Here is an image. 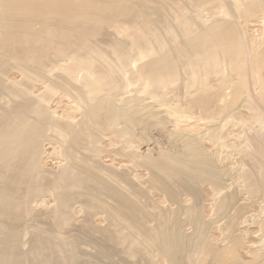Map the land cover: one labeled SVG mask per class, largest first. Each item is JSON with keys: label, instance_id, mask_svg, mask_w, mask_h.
Instances as JSON below:
<instances>
[{"label": "bare ground", "instance_id": "1", "mask_svg": "<svg viewBox=\"0 0 264 264\" xmlns=\"http://www.w3.org/2000/svg\"><path fill=\"white\" fill-rule=\"evenodd\" d=\"M256 15L264 26V0H0V264H264V231L248 239L264 227V71L238 25ZM11 71L74 90L70 110ZM187 118L217 125L185 131ZM223 120L247 126L226 141L231 177ZM47 196L54 227L35 215ZM72 206L81 226L64 228Z\"/></svg>", "mask_w": 264, "mask_h": 264}, {"label": "rangeland", "instance_id": "2", "mask_svg": "<svg viewBox=\"0 0 264 264\" xmlns=\"http://www.w3.org/2000/svg\"><path fill=\"white\" fill-rule=\"evenodd\" d=\"M174 1H175V4L176 5H181L183 3L186 4V0H174ZM184 7H183V9L181 11L184 12L186 15H190V14H192V15L200 14L202 16L207 17L208 14L210 13L207 10H202V11L200 10L199 11L198 8L195 9L194 6H191L188 9L187 8H184ZM215 14H218V13H215ZM241 21H243L242 25L244 26V30H245V33H246L245 41L246 42H249L250 41L253 44V51H252V53H254L253 54V57L256 60L258 58H260L261 60H263L264 59V47H263V44L259 43L260 42L259 41V37L263 35V31H264V26L262 25V22H261V15H256V16L248 17L247 19H240V20L238 19V25L239 26L241 25V23H239ZM172 23L175 24V25H178L174 20H173ZM241 30H242V28H241ZM109 32H112V29L111 28L109 29ZM260 45L262 46V49L260 48L261 47ZM247 46H249V45H246V47ZM260 55H262L263 58H261ZM256 56H257V58H256ZM261 60H259V59L257 60V62H259L257 65H260V70L264 71V64H261L260 63ZM51 62L53 63V61H51ZM50 65H51L50 66L51 69H50V71L47 74L48 77H46V79H48L47 82H49L50 80H54V81L60 83L62 81V78L64 76H62L60 74L59 70L55 68V64H50ZM245 68H247V67H245ZM239 74L242 75V76H245L242 79L246 80V78H247L246 77V69H245V71H243L241 73H237V75H239ZM234 76H236V75H234ZM263 77H264V73L262 74V76L260 78H263ZM11 80H17L19 82L18 84L14 85V88L15 89H20V88L21 89H25V87H27V88H29V91L32 93V95H35V96L36 95L37 96H43V95H45L46 98H47V104L49 105L50 110H53V111L55 110L59 115L65 113V111H67V110H70L69 108L72 105L71 104L72 103L71 100H74L76 98V92L74 90H69V92L67 94H65L61 90H57L56 91V90L51 89V88H47L46 89V86H44L40 81H38V82H36L34 80L31 81L30 79H27V78H23L21 76H18V74L13 73L12 71L7 74V77L5 79V82L11 81ZM249 81H250V83H252L251 80H249ZM4 95H6V93ZM231 115L233 116V114H231ZM79 116L80 115H77V116L74 115V120H77L79 118ZM181 124L184 125V126L182 127V126L178 125L179 128H181V129H183L185 131H191V132H195V131H200L201 132L203 128H208V127L216 126L217 125V124H214V122L212 121L211 118H207L206 121H204V122L201 121V120H197V119L187 118L185 121H182ZM218 126L221 129L220 130L221 136H223L221 140H218V143L222 145L221 152H222L223 158L228 159V162L226 164H227V166H229V164H230L229 167L231 169H228V170H229V172L231 174L232 172H234V170H232L234 167L232 168V163H230V162L234 161V159H232V158H234L236 156V155L235 156L233 155V153L236 151V150H234V148L238 147V145H237V143H235L234 145L231 144L229 146V145L226 144V141H236L237 142L238 141V138H239V134H240V128L239 127L247 128V126L246 125H243V124H240V123L239 124H236L235 121H232V120H230V122L229 121L225 122L223 120L220 123V125H218ZM105 137H106V135H105ZM105 137L103 138V141H102L104 145H105V142L108 143L110 140L112 142L114 141L113 139L106 140ZM118 144L119 143L114 144V145H118ZM46 147H47L48 150H46V153H45L46 155H44V157L42 158V163H43L44 167L48 168V170L53 169L54 171H56L57 170L56 168H58V167H56V166H58L57 165L58 164L57 163L58 158H56V157H58V156L55 155L56 156L55 158H53L54 157L53 156V157L49 158L50 160L47 159L48 151L49 152L51 151V149H50L51 147L49 145H46ZM142 147H144V146H142ZM112 158L114 159V157H112ZM115 160H119V159L118 158H115ZM229 160H231V161L229 162ZM53 170H51V171H53ZM229 172H228V174H229ZM232 175L233 174H231L228 177H231ZM46 198H45V200H46L47 204L45 206H42L40 204H37V205L34 204L35 205V207H34V205H33V207H34V209L36 211L35 212V215L37 216V218L39 217L37 220L40 221L42 224L47 225V226H50L51 225L50 227H52V226L54 227V225L56 226V224H57L58 218H56V217H49V215L48 214H45L44 211H43L44 210L43 208H46L45 209V212L49 211V209H47V208H50V207H47V205L48 206L51 205V207H53L54 206V203H53L54 201L52 200L51 197H48L47 196ZM255 202H256V204H260V203L262 204V203H264V196L259 194L258 197L255 199ZM73 207L74 206H72V208ZM72 208H71V210L75 214L74 215V219H75V217H76V219L75 220L74 219L73 220L71 219V223L70 224L63 225L62 226L64 228L70 227L71 224L76 225V227L81 226V221L83 220V218H82L83 212H82V210L81 211L78 210L77 207H76V209H75V207H74V209H72ZM261 208H263V207H259L257 205H254L253 206V209H254L253 214H255L257 212L258 216L263 217L262 214H264V213H262V210L263 209L261 210ZM40 210H42V212ZM64 210H69V208L68 207H65ZM37 213H39V216L37 215ZM42 214H43V216H42ZM33 215H34V212L31 215H29L30 218H29V216H27V218H29V220H31L32 218H36ZM46 215H48V217H46ZM64 216H66V215H64ZM29 220H26V222L29 221ZM60 220H62V219H60ZM91 220H93L94 222L96 221L95 222L96 224H98L99 222H101L100 224H103V222L100 221V220H98L96 217H92ZM26 222H25L24 225H26V224L29 223V226H32V222H31V225H30V221L27 222V223ZM29 226H28V230L31 228ZM252 226H251V229H253V233L249 235L248 239L251 242L250 244L253 243V245L254 244L256 245V244H259V242H260V241H258L259 240L258 236H259V234L262 233V231H264V227H262L261 225H258V224L257 225H252ZM55 236H58V235H55ZM58 238H59V236H58ZM255 242H257V243H255ZM250 244L249 245L248 244L244 245L243 246L244 248L241 249V251L239 250L240 251V254H241V257L243 259H249V260L252 259L251 256L246 252L249 247H252V245L250 246ZM219 246H221V245H219ZM239 251H238V253H239ZM261 252H262V255H263L264 254V247L261 250ZM262 260H263L262 262H264V258Z\"/></svg>", "mask_w": 264, "mask_h": 264}]
</instances>
